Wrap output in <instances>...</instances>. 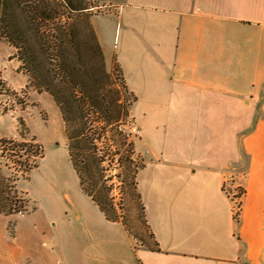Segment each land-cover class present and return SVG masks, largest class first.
I'll use <instances>...</instances> for the list:
<instances>
[{
  "label": "crops",
  "instance_id": "crops-1",
  "mask_svg": "<svg viewBox=\"0 0 264 264\" xmlns=\"http://www.w3.org/2000/svg\"><path fill=\"white\" fill-rule=\"evenodd\" d=\"M92 1L111 8L94 21L107 65L145 106L131 113L156 245L137 247L78 192L67 148H48L19 182L35 199L40 177L44 208L0 213V264H264V0ZM242 150L237 219L225 187Z\"/></svg>",
  "mask_w": 264,
  "mask_h": 264
},
{
  "label": "trees",
  "instance_id": "trees-1",
  "mask_svg": "<svg viewBox=\"0 0 264 264\" xmlns=\"http://www.w3.org/2000/svg\"><path fill=\"white\" fill-rule=\"evenodd\" d=\"M89 8L85 0H0V42L15 50L14 56L29 73L31 85L39 93H49L60 107L67 127L69 158L82 191L108 220L126 228L119 212L123 204L116 202L112 194L114 180L121 187H132L149 226L138 189V173L144 163L130 140L131 133L124 129L128 123L125 118L131 112L122 102L121 89L129 92L128 86L118 64L115 69L119 71V85L106 70L103 47L89 18L84 19ZM86 56L100 59L98 73ZM106 83L110 84L108 88ZM113 90L116 99L109 101ZM130 94L136 101L135 95ZM20 125L24 127L22 119ZM20 134V139L0 135V158L6 161L4 167L11 170V175L5 176L0 163V213L5 215L27 211L30 198L18 185L29 181L44 157V149L34 137L28 139L24 128ZM241 152L247 156L244 150ZM247 159L245 176L249 170L248 156ZM118 169L121 172L112 173ZM237 189L238 197H243L245 188Z\"/></svg>",
  "mask_w": 264,
  "mask_h": 264
},
{
  "label": "rangeland",
  "instance_id": "rangeland-1",
  "mask_svg": "<svg viewBox=\"0 0 264 264\" xmlns=\"http://www.w3.org/2000/svg\"><path fill=\"white\" fill-rule=\"evenodd\" d=\"M85 2L87 3V6L91 8L88 9L90 12H87V16H85L84 19L88 17L95 30L94 21L97 20V18H102L101 16H104L105 13H108L111 8L100 6L97 7L92 0H85ZM100 44L102 45L101 41ZM83 53V50H81L80 54L83 55ZM14 55L15 50L12 47H10L4 41L0 42V135L20 139V131L22 128H24L27 138L30 139L34 137L36 141L41 144L44 150L48 148H67V127L60 107L49 93H39L31 85L29 73L25 69L21 68V62ZM86 61L91 65H94V70L98 73L100 68V59L86 56ZM109 65L110 67H108ZM116 65L117 63L114 60L112 63L109 62L108 65L106 63V70L113 74V80L115 84L119 85L120 81L117 78L119 76V71L115 69ZM107 85L108 88L110 84ZM121 90L123 93L122 102L130 110V112L133 108L135 117L138 121H140L141 113L143 111L142 109L145 106L139 102L133 106L135 103L133 96L124 89ZM112 99H116L115 90L109 93L108 100L111 101ZM21 119L24 121V127H21L20 125ZM125 119V121H128V123L124 126L125 131L129 132L128 125L137 128L136 133L131 134L130 138V140L135 143V148H144L145 143L139 142L141 134L138 122L133 123L134 119L132 113L130 117ZM116 140L118 143L115 145L119 146L120 148V141L118 138H116ZM5 162V160L0 158V163H2L3 167ZM247 162V156L243 155L241 161L237 163L240 166H231L228 178L232 181H229L227 188L225 187L229 195L232 197L233 195H237L234 199L237 197V207L235 214L236 218L238 217V219L241 214V207L239 204L242 201V197H238L239 190L235 187L239 184H242L243 179L245 178L243 171L247 166ZM119 172H121V169L112 170L113 174ZM4 174L5 176L9 177V175H11V170H8L6 167H4ZM62 176L64 177L63 174ZM22 182H25L24 184L26 188L27 180H23ZM114 182L116 186L112 194L116 198V202L123 204L122 210H119L121 220L125 223V226L134 240L135 245L137 247H154V239L149 226L144 222L143 213L140 208L141 203L139 198L134 194L133 188L130 186L121 187L120 183L116 179ZM231 182H233V187L231 186ZM24 184H22L23 187ZM23 187L20 188L19 185L18 189L23 191ZM80 188L81 187L78 186V192L80 194H84ZM32 189V194L35 199L30 197L31 200L27 210L32 211L33 209L39 208L42 204V208H44V196L46 193L44 189V191L41 190L40 177L37 175L34 177ZM121 199H123L122 202Z\"/></svg>",
  "mask_w": 264,
  "mask_h": 264
},
{
  "label": "built area",
  "instance_id": "built-area-1",
  "mask_svg": "<svg viewBox=\"0 0 264 264\" xmlns=\"http://www.w3.org/2000/svg\"><path fill=\"white\" fill-rule=\"evenodd\" d=\"M128 129H129V132H130L131 134H135V133H136V130H137L136 127H131V125H128Z\"/></svg>",
  "mask_w": 264,
  "mask_h": 264
}]
</instances>
